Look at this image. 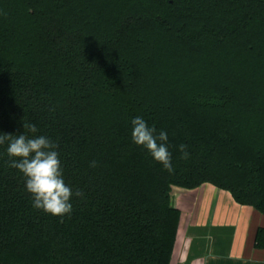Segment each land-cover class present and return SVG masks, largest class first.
Returning <instances> with one entry per match:
<instances>
[{
    "label": "trees",
    "instance_id": "16d2710c",
    "mask_svg": "<svg viewBox=\"0 0 264 264\" xmlns=\"http://www.w3.org/2000/svg\"><path fill=\"white\" fill-rule=\"evenodd\" d=\"M0 132L57 144L73 191L63 218L34 208L0 145V264H175L174 187L264 214V0H0Z\"/></svg>",
    "mask_w": 264,
    "mask_h": 264
},
{
    "label": "crops",
    "instance_id": "0c3cea01",
    "mask_svg": "<svg viewBox=\"0 0 264 264\" xmlns=\"http://www.w3.org/2000/svg\"><path fill=\"white\" fill-rule=\"evenodd\" d=\"M173 204L181 211L175 264H264V249L256 246L264 214L254 207L207 183L174 187Z\"/></svg>",
    "mask_w": 264,
    "mask_h": 264
},
{
    "label": "clouds",
    "instance_id": "9594fccd",
    "mask_svg": "<svg viewBox=\"0 0 264 264\" xmlns=\"http://www.w3.org/2000/svg\"><path fill=\"white\" fill-rule=\"evenodd\" d=\"M131 123L133 142L144 147L168 172H173L167 133H157L155 126L149 127L140 116L133 118ZM23 128L28 133L38 132L37 126L32 123H23ZM5 143L10 166L18 169L25 177L26 190L32 196L33 207L61 218L69 215L72 212L70 201L73 191L63 179L59 153L56 151L58 145L43 135L30 137L24 133L13 135L0 132V145ZM186 148L183 144L179 146L182 158L188 156ZM90 167H96V161H92ZM74 194L77 197L84 195L80 190Z\"/></svg>",
    "mask_w": 264,
    "mask_h": 264
}]
</instances>
